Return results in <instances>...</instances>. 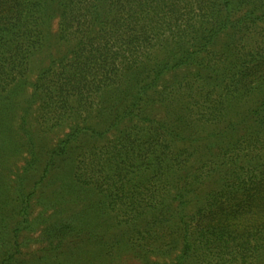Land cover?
Segmentation results:
<instances>
[{"label":"trees","instance_id":"16d2710c","mask_svg":"<svg viewBox=\"0 0 264 264\" xmlns=\"http://www.w3.org/2000/svg\"><path fill=\"white\" fill-rule=\"evenodd\" d=\"M39 225L97 264H264V0H0V264Z\"/></svg>","mask_w":264,"mask_h":264},{"label":"rangeland","instance_id":"374dc122","mask_svg":"<svg viewBox=\"0 0 264 264\" xmlns=\"http://www.w3.org/2000/svg\"><path fill=\"white\" fill-rule=\"evenodd\" d=\"M58 53L60 50H57ZM173 79V76H168L165 81L169 82ZM29 91L26 90L25 96H30ZM24 99V98H23ZM23 99L18 103V108L24 106ZM40 102L31 101L29 107V113L27 114V126L31 131L38 133L42 127H44V123L38 116V104ZM52 121L49 120V123ZM65 129H61V127L51 128V131L47 133V139H43L42 143L48 141V143L53 145L63 134ZM23 157V155H22ZM22 160L21 159H8L5 162L7 169L9 167L17 168L20 166ZM80 208V206L78 207ZM37 209V207H36ZM35 209V210H36ZM77 210L76 206L70 207L65 215H69L74 213ZM17 222L13 219L12 224ZM13 227V226H12ZM42 225H39L35 228L34 233L24 232L19 236L20 253L17 254V261L21 264H97L99 260L98 250L100 245L97 243H93L89 241L86 237H77L74 239H68L60 246L52 249L48 247L49 245L42 244L41 242H37L34 238L40 233ZM25 233V234H24ZM120 233V232H119ZM26 235V236H25ZM38 237V236H37ZM28 238L26 243H24V239ZM134 249L132 248L131 243H125L122 252L118 256H114L112 258L109 257L110 260H106L104 264H143L138 258L134 256ZM102 257L107 256L104 253L101 254ZM153 260H164V257H156L152 256Z\"/></svg>","mask_w":264,"mask_h":264}]
</instances>
